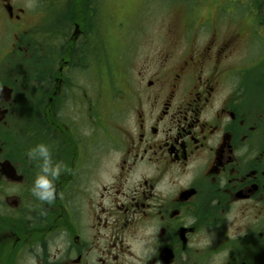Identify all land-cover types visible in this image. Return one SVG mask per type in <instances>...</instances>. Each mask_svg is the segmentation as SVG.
Wrapping results in <instances>:
<instances>
[{
	"label": "flooded vegetation",
	"instance_id": "obj_1",
	"mask_svg": "<svg viewBox=\"0 0 264 264\" xmlns=\"http://www.w3.org/2000/svg\"><path fill=\"white\" fill-rule=\"evenodd\" d=\"M96 9L0 0V264H264V109L242 34L200 39L199 23L114 75ZM40 143L62 164L51 203L31 193Z\"/></svg>",
	"mask_w": 264,
	"mask_h": 264
},
{
	"label": "rangeland",
	"instance_id": "obj_2",
	"mask_svg": "<svg viewBox=\"0 0 264 264\" xmlns=\"http://www.w3.org/2000/svg\"><path fill=\"white\" fill-rule=\"evenodd\" d=\"M234 2L235 0H198L192 3L184 0H95L100 8L96 9L93 18L97 27L96 37L99 39L96 46L101 47L98 53L102 52L105 43L109 44L108 65L112 66L113 74L116 75L122 55L125 56L130 49L133 53L131 67L135 71L139 66L137 56L162 49L171 38L183 45L185 37L191 35L199 23L203 24L196 33L200 39L205 37L209 31L207 26L212 24L217 28L219 37L231 31H239L242 34L239 46L240 64L245 66L241 68L243 80L245 79L242 84L248 92L254 94L256 101L264 109V24L255 21L249 2L245 7L248 10H242Z\"/></svg>",
	"mask_w": 264,
	"mask_h": 264
},
{
	"label": "clouds",
	"instance_id": "obj_3",
	"mask_svg": "<svg viewBox=\"0 0 264 264\" xmlns=\"http://www.w3.org/2000/svg\"><path fill=\"white\" fill-rule=\"evenodd\" d=\"M30 160L37 161L39 171L31 187V193L38 200L51 203L56 198L55 180L59 178L62 164L54 162L51 148L48 144L40 143L27 152Z\"/></svg>",
	"mask_w": 264,
	"mask_h": 264
},
{
	"label": "trees",
	"instance_id": "obj_4",
	"mask_svg": "<svg viewBox=\"0 0 264 264\" xmlns=\"http://www.w3.org/2000/svg\"><path fill=\"white\" fill-rule=\"evenodd\" d=\"M178 1V0H176ZM188 3L197 2L198 0H184ZM249 2L251 4V8L253 9L251 12L256 18V22L258 24H264V0H235V4L239 6L242 10H248L246 7V3ZM242 3V4H241Z\"/></svg>",
	"mask_w": 264,
	"mask_h": 264
}]
</instances>
